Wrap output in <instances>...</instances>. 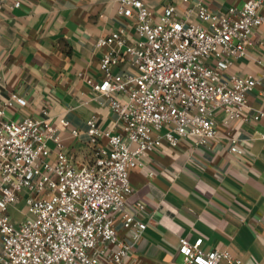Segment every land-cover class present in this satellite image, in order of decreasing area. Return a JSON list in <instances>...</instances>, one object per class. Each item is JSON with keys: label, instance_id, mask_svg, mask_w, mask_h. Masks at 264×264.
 <instances>
[{"label": "built area", "instance_id": "1", "mask_svg": "<svg viewBox=\"0 0 264 264\" xmlns=\"http://www.w3.org/2000/svg\"><path fill=\"white\" fill-rule=\"evenodd\" d=\"M8 3L17 7L20 0H0V11ZM194 12L197 19L190 21ZM118 14L134 19V33L120 28L96 40L101 79L87 82L96 97L106 98L121 126L110 133L93 118L87 121L89 163H75L49 122L7 119L16 94L0 107V264H131L128 257L146 223L140 218L144 202L133 210L126 205L130 170L163 141L175 146L191 138L208 146L220 112L224 124L248 120L247 96L259 80L225 71L245 55L255 31L264 35V0H247L224 13L197 4L182 18L172 4L155 18L142 0H119ZM259 62L264 66V58ZM60 123L69 125L63 118ZM102 137L105 145H99ZM231 142V151H240L237 140ZM21 197L17 221L10 208ZM177 252L183 264L240 263L219 249L205 251L201 237H181Z\"/></svg>", "mask_w": 264, "mask_h": 264}, {"label": "crops", "instance_id": "2", "mask_svg": "<svg viewBox=\"0 0 264 264\" xmlns=\"http://www.w3.org/2000/svg\"><path fill=\"white\" fill-rule=\"evenodd\" d=\"M153 17L172 4L178 18L197 4L224 13L247 0H142ZM119 0H20L0 11V107L11 99L6 118L33 117L54 125L63 149L81 166L93 146L90 118L100 130L118 132L121 124L105 97L91 85L101 79L99 37L120 28L134 33V19L118 14ZM197 19L195 12L189 20ZM264 35L255 31L244 56L234 58L225 75H252L259 83L247 96V121H222L216 115L215 139L208 146L191 138L173 146L163 141L130 170L133 210L145 204L140 218L146 229L132 249L131 264H183L177 252L181 237L203 239V249L227 252L240 263L264 264ZM124 98L123 96H119ZM260 113V118L253 116ZM69 122L63 126L60 119ZM77 130L72 134L71 130ZM163 131H161L162 133ZM232 138L240 151H231ZM106 138L99 140L105 145ZM51 156L55 153L49 142Z\"/></svg>", "mask_w": 264, "mask_h": 264}, {"label": "rangeland", "instance_id": "3", "mask_svg": "<svg viewBox=\"0 0 264 264\" xmlns=\"http://www.w3.org/2000/svg\"><path fill=\"white\" fill-rule=\"evenodd\" d=\"M24 209V200L23 197L20 198L14 206L10 208L11 217L15 220H20L22 218V211Z\"/></svg>", "mask_w": 264, "mask_h": 264}]
</instances>
